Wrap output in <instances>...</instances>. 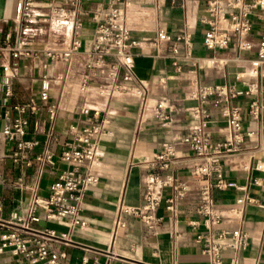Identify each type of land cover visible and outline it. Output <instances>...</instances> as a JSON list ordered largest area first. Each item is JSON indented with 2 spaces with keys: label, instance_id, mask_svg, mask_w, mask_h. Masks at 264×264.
Returning <instances> with one entry per match:
<instances>
[{
  "label": "crops",
  "instance_id": "1",
  "mask_svg": "<svg viewBox=\"0 0 264 264\" xmlns=\"http://www.w3.org/2000/svg\"><path fill=\"white\" fill-rule=\"evenodd\" d=\"M74 1L38 0V13L44 19L52 9L71 7ZM80 1L83 20L80 52L69 62L61 57L19 59L18 67L13 69L16 74L13 95L10 98L2 96V112L10 110L13 118L17 115L12 111L13 106H33L27 138L40 143L37 152L48 149L57 156L62 153L64 144L71 138L72 128L82 126L80 107L83 105L106 113L110 121L107 127L112 135L101 137L99 151L103 157L102 164L92 170L99 178V184L84 195L83 216L88 227L83 230L72 227L69 221L48 222L43 219V211H39L41 222L33 223L31 227L69 235V243L54 244L56 250L67 254L66 264H95V261L98 264H208L209 257L202 254L195 234L215 228L207 227L195 212L204 182L193 176L195 167L208 163L195 158L180 139L199 124V119L192 112L198 103L190 98L191 92L202 85L221 84L233 86L240 92L253 90L251 95L242 94L232 101L242 108L244 130L251 131L253 135L245 138L240 153L222 158L226 181L244 190L212 191L213 207L222 217L219 228H238L249 241L244 251L226 253L225 262L234 258L236 264H264V132L260 121L252 120L247 114L248 102L254 100L262 107L264 115V78L248 75L249 61L254 53L240 52L236 46L243 39L255 46L264 32V20L254 16L253 31L248 38L233 37L227 49L209 51L203 46L204 26L200 23L208 0H186L182 7L172 5L171 0H127V27L141 41L140 47L131 49L135 55L134 73L138 81L123 83L127 93L107 98L99 96L97 89L98 84L110 82L106 68L92 79L87 94H80L79 85L81 78L88 74L87 64L94 59L92 45L99 26L94 17L105 18L109 14L111 0ZM16 2L0 0V45H4L7 35L11 38L10 44H14L19 35V25L14 20ZM185 26H189L192 32L189 47L177 42L153 46L159 31L175 34ZM72 38V26L59 23L55 17L47 25L36 26L33 47L62 52ZM172 48L178 50L176 59L181 66L180 73L171 66ZM108 61L114 62L113 58ZM1 62L8 64L13 60L4 54ZM239 73L244 75L236 80ZM43 75L51 79L48 103L40 99ZM0 85H4L3 79H0ZM139 89L142 90L141 95L136 93ZM160 101H166L171 110L172 122L168 128H162L154 116V106ZM50 104L57 107L53 119L48 111ZM207 108L210 119L206 133L210 139L218 142L228 138L226 121L216 108L211 105ZM166 142L177 145L172 172L187 183L189 194L175 202L174 213H167L164 200L170 192L163 193L157 211V216L163 220L155 234L146 230L138 219L128 217L127 227L118 228L122 209L138 208L143 204L146 177L154 170L150 162ZM10 156L11 144L0 141V236L12 225L13 213L27 220L30 205L38 198L47 199L58 173L67 168L58 160L53 168L38 164L27 168L14 163ZM257 164L261 169L255 168ZM253 180H258L259 185H254ZM244 196L255 199L257 204H246L240 207V213L231 214L229 208ZM192 220L199 222L197 230L188 226ZM0 264L22 263L11 252H5L0 254Z\"/></svg>",
  "mask_w": 264,
  "mask_h": 264
},
{
  "label": "built area",
  "instance_id": "2",
  "mask_svg": "<svg viewBox=\"0 0 264 264\" xmlns=\"http://www.w3.org/2000/svg\"><path fill=\"white\" fill-rule=\"evenodd\" d=\"M185 1L171 0V3L182 7ZM80 3V0H75L71 7H56L51 10L49 16L42 19L38 13L40 11L38 0H17L14 20L19 25V35L14 44H10L11 38L7 35L4 45H0V79L4 80V85L2 87L0 85V102L2 96L10 98L13 95V81L16 78L13 69L18 67L19 59L38 58L39 56L49 59L61 57L69 62L74 55L80 52L83 46L81 40L83 20L80 15ZM128 6L127 0H111L109 14L103 19L94 17L99 23L92 45L94 59L87 64L88 74L80 80V94L88 93L92 86V79L104 68H106L110 82L98 84V94L101 97L110 98L125 94L127 88L123 83L138 81L134 73L135 55L131 53V49L140 47L141 41L127 27L126 10ZM254 16L264 20V0H208L205 15L200 19L201 25L204 26V48L209 51L224 50L230 46L233 37L248 38L253 31L252 18ZM55 17L59 23L72 26L71 43L62 52L34 48L33 36L36 26L47 25ZM191 39L192 32L189 26H185L175 34L159 31L153 46L158 47L161 43L177 42L189 47ZM236 46L240 52L254 53V57L249 61L248 75L264 78V32L255 46L246 39L237 42ZM4 54H8L13 62L3 64L1 60ZM177 54V48H172L171 66L176 73H180L181 66L177 62ZM110 58H113V63H109ZM243 75L236 74L235 79L240 80ZM59 81H56V84ZM50 90L51 79L43 75L40 90V99L43 102H50ZM136 93L141 95L142 90L139 89ZM252 93V89L240 92L233 86L206 84L190 94V98L198 103L192 112L199 119V124L183 135L180 143L195 158L208 163L193 169V176L204 182L199 191V202L195 212L207 227L215 228L213 231L196 232L195 234V241L200 245L202 254L209 257L208 264H236L234 258L226 263L225 254L244 251L249 244L248 237L238 228L232 230L219 228L222 224V217L213 207L212 191L244 190L235 183L226 181L222 158L228 154L240 153L244 148L245 138L253 135L251 131L243 128L242 108L232 103L240 95H251ZM209 105L216 108L219 116L227 123L229 136L222 141L213 142L206 133L210 119L207 108ZM12 111L17 114L13 118L10 116V110L2 112L0 103V122L2 123L0 141L11 144L10 157L14 163L22 164L27 168H32L36 164L53 168L58 160L67 168L58 173L56 181L51 186L50 196L47 199L38 198L30 205L27 220L21 219L18 213L11 215L12 225L0 236V254L11 252L22 264H66L67 254L56 250L54 244L69 243V235L59 234L51 229L36 230L31 227V224L41 222L42 217L39 211H43V219L48 222L69 221L72 227H79L83 230L88 227V221L83 216L84 195L99 184V178L92 170L102 164L103 157L99 151V142L102 136L112 135L107 127L110 121L103 110L86 105L81 106L82 126L72 128L71 138L64 144L62 153L57 156L48 149L37 152L40 143L27 138L31 115L34 114L33 106L17 104L13 106ZM48 111L53 119L57 112L56 105L50 104ZM247 114L252 120L260 121L261 131L264 132L262 107L256 101L248 102ZM154 116L162 128H168L171 125V110L166 101L155 104ZM177 151L175 143L163 144L161 151L150 162L154 170L146 177L143 204L138 208L122 209L117 221L118 228L127 227L126 217H128L138 219L146 230L155 234L163 220L162 217L157 216L163 193L170 192L169 197L164 200L167 213H174L175 202L186 198L189 194L187 183L172 172ZM255 168L261 169V165L257 164ZM253 184L259 185L258 180H253ZM246 204L256 205L257 201L244 196L235 201L234 205L229 208V212L238 214L240 207ZM188 226L197 230L199 222L189 221ZM84 262L87 263V260ZM95 264H98V261H95Z\"/></svg>",
  "mask_w": 264,
  "mask_h": 264
},
{
  "label": "bare ground",
  "instance_id": "3",
  "mask_svg": "<svg viewBox=\"0 0 264 264\" xmlns=\"http://www.w3.org/2000/svg\"><path fill=\"white\" fill-rule=\"evenodd\" d=\"M69 79V78H68Z\"/></svg>",
  "mask_w": 264,
  "mask_h": 264
}]
</instances>
